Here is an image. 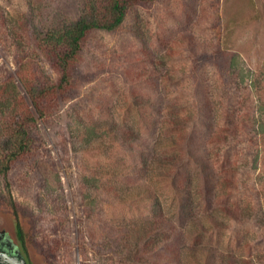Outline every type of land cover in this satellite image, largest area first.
Here are the masks:
<instances>
[{
    "label": "rangeland",
    "instance_id": "1",
    "mask_svg": "<svg viewBox=\"0 0 264 264\" xmlns=\"http://www.w3.org/2000/svg\"><path fill=\"white\" fill-rule=\"evenodd\" d=\"M82 4L0 0V232L26 264H143V183L172 212L163 161L174 155L167 147L175 133L164 116L184 111L204 130L193 139L210 144L213 132L209 151L226 139L215 153L224 150L240 167L231 199L222 202L240 205L246 217H222L227 226L209 241L225 254L264 264V138L256 134L258 101L264 103V0H156L133 8L117 31L93 33L74 94L31 127L32 152L2 174L11 155L5 126L16 112L21 72L38 83L60 79L38 50L37 35L52 21L77 20ZM230 51L256 73L258 90L228 68ZM93 124L103 136L86 134ZM130 130L139 144L133 164L121 144ZM258 155L259 169L252 170ZM121 159L129 169L115 177L118 165L126 166Z\"/></svg>",
    "mask_w": 264,
    "mask_h": 264
},
{
    "label": "trees",
    "instance_id": "2",
    "mask_svg": "<svg viewBox=\"0 0 264 264\" xmlns=\"http://www.w3.org/2000/svg\"><path fill=\"white\" fill-rule=\"evenodd\" d=\"M155 1L83 0L82 14L77 20H67L59 24L52 21L47 30L37 35L38 50L60 73V79L56 83H38L35 77L28 76L26 71L21 72L19 76L21 92L19 91L16 108L11 113L16 112L11 114L12 119L5 126V131L10 136L8 144L11 145V155L4 161L3 175H7L15 161L32 152L31 127H36L39 120L53 115L60 106L59 102L74 94L79 78L76 70L82 61L90 36L95 32L117 31L133 8L151 5ZM227 56L228 68L234 71L239 83L258 90L261 87L260 79L245 62H241L240 55L230 51ZM17 89L19 88L14 86V90ZM7 92L8 90L4 91L5 95ZM145 115L143 111V119ZM187 117L189 118V114L184 111L177 112L175 119L168 116L165 120L164 116V123L168 120L174 123V128L168 131L175 133L170 136L167 147L174 155L171 159L163 161V166L170 171L165 179L174 198L172 212L165 208L161 196L143 180V264H252L253 259L239 258L229 251L226 255L219 250L221 248L209 241L214 240L211 237L213 234L219 233L227 226L226 220L222 217L233 222L246 217L244 211L241 213L240 205L236 207L231 203L222 202L231 199L232 191L236 189L234 186L240 167L232 166L224 150L219 155L215 153L221 151V146L226 145V139L221 144L214 143L210 151L213 132L210 135V144L206 140L201 145L200 138L193 139L196 132L203 135L204 130H197V126H192ZM212 117L216 120L218 115ZM256 117L258 118L256 134L264 138V103L260 100ZM87 129V135H100L97 125L87 126ZM161 129L162 133L166 130L162 127ZM225 131L231 132V129H221L217 134L221 137V133ZM124 138L121 144L127 145L133 164L134 153L137 152L139 145L138 140L133 137L131 130ZM221 155L224 157L222 160ZM122 161L126 166L120 169L118 165L115 177L123 176L122 172L129 169L126 160L121 159L118 164ZM251 161L252 170H258L259 155ZM150 166L151 161L148 165L143 164L145 167L143 173L146 167L148 172ZM189 166L192 167L186 170ZM228 189L231 192L229 194L226 192ZM131 200L134 202L136 198L133 197ZM14 214L19 237L23 241L20 218L15 209ZM189 236L193 240L187 244ZM187 259L190 261L186 262Z\"/></svg>",
    "mask_w": 264,
    "mask_h": 264
},
{
    "label": "water",
    "instance_id": "3",
    "mask_svg": "<svg viewBox=\"0 0 264 264\" xmlns=\"http://www.w3.org/2000/svg\"><path fill=\"white\" fill-rule=\"evenodd\" d=\"M0 264H26V262L17 253L12 254L9 251L0 249Z\"/></svg>",
    "mask_w": 264,
    "mask_h": 264
},
{
    "label": "flooded vegetation",
    "instance_id": "4",
    "mask_svg": "<svg viewBox=\"0 0 264 264\" xmlns=\"http://www.w3.org/2000/svg\"><path fill=\"white\" fill-rule=\"evenodd\" d=\"M18 236H19V233H18ZM23 241L21 240V245ZM0 249L9 251L12 254L17 253L19 256H22L18 247L13 243L11 239L7 237V235L4 232H0Z\"/></svg>",
    "mask_w": 264,
    "mask_h": 264
}]
</instances>
